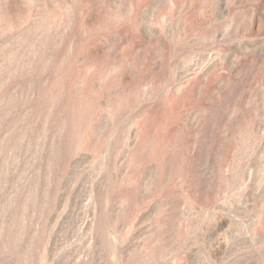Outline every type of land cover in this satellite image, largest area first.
I'll list each match as a JSON object with an SVG mask.
<instances>
[{
    "label": "rangeland",
    "instance_id": "rangeland-1",
    "mask_svg": "<svg viewBox=\"0 0 264 264\" xmlns=\"http://www.w3.org/2000/svg\"><path fill=\"white\" fill-rule=\"evenodd\" d=\"M0 264H264V0H0Z\"/></svg>",
    "mask_w": 264,
    "mask_h": 264
}]
</instances>
